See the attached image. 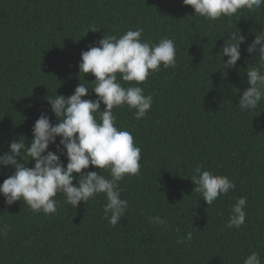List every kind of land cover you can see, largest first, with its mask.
Instances as JSON below:
<instances>
[{"label":"trees","instance_id":"obj_1","mask_svg":"<svg viewBox=\"0 0 264 264\" xmlns=\"http://www.w3.org/2000/svg\"><path fill=\"white\" fill-rule=\"evenodd\" d=\"M192 15L183 0H0V154L14 139L28 144L41 113L58 123L47 97L67 98L84 83L90 89L82 99H97L95 76L80 73L78 64L103 35L142 28V40L167 37L176 47V66L161 65L142 84L117 73L123 87L138 86L153 97L140 120L127 105L112 110L115 126L142 149L139 174L119 182L129 203L120 223L103 218V194L76 209L57 194V212L49 215L23 201L8 206L0 195V226H8L0 234V264H243L252 252L264 264V99L250 112L237 106L250 87L246 71L260 63L246 48L264 30V5L215 21ZM239 32L246 37L241 57L225 69L221 47ZM60 159L66 166V155ZM198 165L227 176L235 189L208 205L193 191ZM13 171L0 170V184ZM82 171L110 176L91 165ZM242 196L245 223L229 229L231 208ZM154 216L166 219V228L149 220ZM188 232L191 242L179 243Z\"/></svg>","mask_w":264,"mask_h":264},{"label":"clouds","instance_id":"obj_2","mask_svg":"<svg viewBox=\"0 0 264 264\" xmlns=\"http://www.w3.org/2000/svg\"><path fill=\"white\" fill-rule=\"evenodd\" d=\"M183 5L195 10L194 17L215 21L221 17H231L240 10L254 12L264 5V0H183ZM96 32L95 29L89 30ZM88 31V32H89ZM87 34V33H86ZM85 34V35H86ZM143 29L127 30L123 35H103L97 43L81 52L78 64L79 72L95 76L94 87L96 100L82 99L89 94V87L80 83L74 93L67 98L55 94L47 97L51 112L58 123L50 122L46 113H41L32 128V138L28 144L24 140H13L9 148L0 154V170L11 168L14 171L2 184L0 195L11 206L23 201L33 212L45 215L57 212V194H63L65 203L76 209L80 202L87 203L90 198L103 194L107 203L103 205V218L111 226L120 223L125 216L129 203L121 198L120 181L125 175L136 176L140 172L142 149L134 144L133 135L115 126L114 107L127 105L135 109L137 120L146 116L152 108L153 97L144 94L138 86L123 87L117 80L142 84L150 72H157L161 65L165 69L176 66V47L172 39L161 38L158 43L142 40ZM246 37L229 34L221 47L220 56L228 57L223 62L225 69L236 66L241 57V44ZM248 54L259 57V65L252 64L246 71L247 87L240 93L238 107L241 111H253L264 99V30L255 34L246 48ZM101 104L104 109L101 110ZM57 137L59 143L57 144ZM56 145V151L49 150ZM66 155V166L60 157ZM30 160L25 162L24 158ZM34 161L33 167H28ZM107 169L110 176L105 177L95 171H82L89 166ZM198 165L190 177L195 185L193 191L202 195L203 200L212 205L218 197L234 190L236 185L227 176L204 171ZM77 173L78 176L73 174ZM76 180L74 186L73 181ZM246 197H239L232 206L225 227L240 229L246 220ZM153 224L167 226V220L160 216L149 217ZM8 226H0V234L7 235ZM192 233L188 232L186 240L191 242ZM243 264H261L259 253L252 252Z\"/></svg>","mask_w":264,"mask_h":264}]
</instances>
